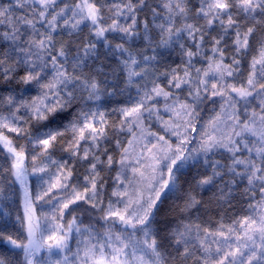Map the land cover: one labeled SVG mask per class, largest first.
<instances>
[{"label": "snow or ice", "instance_id": "snow-or-ice-1", "mask_svg": "<svg viewBox=\"0 0 264 264\" xmlns=\"http://www.w3.org/2000/svg\"><path fill=\"white\" fill-rule=\"evenodd\" d=\"M0 264H264V0H0Z\"/></svg>", "mask_w": 264, "mask_h": 264}]
</instances>
